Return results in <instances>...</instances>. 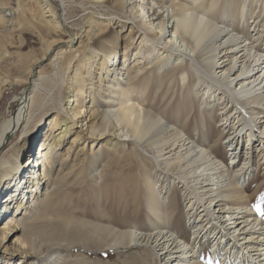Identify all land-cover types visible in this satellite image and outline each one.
<instances>
[{
	"label": "bare ground",
	"instance_id": "obj_1",
	"mask_svg": "<svg viewBox=\"0 0 264 264\" xmlns=\"http://www.w3.org/2000/svg\"><path fill=\"white\" fill-rule=\"evenodd\" d=\"M248 2L250 0H80L78 3L77 0H35L40 9V24L48 28L55 38L43 57L33 66L30 65L29 74L21 79L22 82L31 83L32 90L27 93L25 90L16 115L9 118L0 131V150L16 136L18 130L22 131L17 145L6 152L0 161V222L11 216L0 228V264H46L47 253L60 244L56 239H60L62 232L74 227L77 232L88 228L102 237L115 233V242L121 244L124 242L120 238L124 240L125 234L129 233V243L150 245L157 250L163 264H205L196 247L185 241L178 242V238L184 235L176 232L177 229H172L168 223L164 226L168 230L133 235V231H119L114 225L115 228L87 221L69 214L70 211L63 212L62 206L53 200L52 193L44 192L46 174L39 172L38 167L64 143L69 141L68 150H71L77 147L81 139L93 138V145L103 143L106 146L107 149L103 151H90L81 161L74 159L76 163L69 170H66L67 162L63 164L66 177L74 174L78 179H85L88 169L99 165L105 155L119 152L117 147L126 146L129 138L144 142L152 135L155 159L167 164V170L184 180L185 187H188L189 203L185 216L189 220L185 223H195V240L201 244L205 238L211 250L217 246L212 250L213 258L215 252L220 250L222 254L218 261L225 264H241L244 254L253 260V264H264V220L259 221L260 214L253 211L255 208H250L249 196L253 193L248 190L263 177L264 172V55L253 51V40L244 39L234 32L248 14ZM74 4H80V9L72 24L83 26L81 32L72 30V24H69L64 13L67 6ZM253 16L255 14L249 16L252 21L246 17L242 22L244 27L251 28L249 22L257 21ZM228 17H233V25L228 23ZM169 20H173L171 37L167 30ZM130 21L134 26L132 38L139 35L141 44L158 46L155 53L157 58L148 73L141 72L143 66L129 68V85L118 88V80L109 78L119 73L122 64L117 59L118 35L112 33L110 28L119 23L123 27ZM175 40L184 49L180 45L178 47ZM56 51L55 57L61 58L56 65L59 64L58 67L68 73L65 84L67 91L59 92L55 99L45 102V79L50 81L53 77H45L38 68ZM168 54L170 58L164 60ZM169 60L173 61L175 67L159 80L156 65H164V61L168 63ZM180 74H186L183 85L179 84ZM170 80L180 88L173 102L165 101L166 97L164 99ZM158 81L160 89L151 90ZM207 81L229 95L233 105L229 107L225 100V107L217 104L211 108L208 103L203 104L204 98L197 99V87ZM133 88L140 89L142 100L136 99L138 94H133ZM183 88L188 92L182 96ZM87 93L89 100L86 103ZM107 95L109 101L105 99ZM178 100L183 102L178 103ZM188 105L195 107L192 114L194 121L209 109L214 113L218 110L217 114L222 117L217 125L222 135L217 141L207 144L208 148L187 142L194 133L190 126L185 127L188 136L183 137L178 131L168 128L162 120V109L178 113ZM213 117V114L209 115V121H206L209 127ZM171 120L178 123L181 118L176 115ZM34 121L36 124L30 129ZM201 130L200 140L209 135L206 130ZM228 147L234 156L225 171L217 161V154ZM177 158L189 175L172 169L171 161ZM254 164L256 175L248 189L236 186L232 178L234 170L239 173L238 180L244 177L245 181ZM108 183L104 182V185L107 187ZM189 184L194 191L190 190ZM263 187L264 183L261 182L257 189ZM153 198V218L165 219L163 212L174 204L170 200L166 203L164 197ZM122 202L128 204L124 200ZM173 207L177 210L180 208L179 205ZM31 208L33 212L31 210L27 218L15 219V210ZM261 211L264 212L262 208ZM177 219L182 220V216ZM214 227L219 232H213ZM45 232H49L51 243L41 238Z\"/></svg>",
	"mask_w": 264,
	"mask_h": 264
},
{
	"label": "rangeland",
	"instance_id": "obj_2",
	"mask_svg": "<svg viewBox=\"0 0 264 264\" xmlns=\"http://www.w3.org/2000/svg\"><path fill=\"white\" fill-rule=\"evenodd\" d=\"M79 1L80 0H77V3ZM248 4L250 5L246 7V13H248L246 15L251 20V17L249 16L255 14L252 18H257V21L252 23L249 22L252 27L246 28V26L244 27V24L242 23L245 22L247 17L244 16L243 20L240 22L241 24L239 23L240 26L238 27V30H235L234 32L238 33V35L240 37L242 36L244 39L249 38V41L253 40L255 45L253 51L257 50V52L264 55V0H250ZM79 5L80 4L67 6L64 12L65 16L69 19L70 25L74 22L72 19L78 13V9H80ZM229 5H231V3H229ZM39 10L40 9L37 7L35 0H0V131L2 125L9 118H13L16 115L18 107L21 104L20 99L25 90L27 88L28 92L32 90L31 83L28 82V84L26 82H22L21 79L29 74L33 64L43 57L44 52L50 45V42L55 38L48 28L40 24V17L38 14ZM228 18V23L230 22L233 25V17ZM156 22L157 21H155V25ZM172 25L173 20H169L167 30L170 31V37L173 32ZM72 27L74 32H81L83 29V26L74 24H72ZM133 28L134 26L132 21H130V23L127 22L123 27L119 23L114 24L112 28H110L112 33H117L118 35L119 54L117 59L120 62L122 61V64L120 65V70H118L119 73L113 74L112 76L110 75L109 78H112V81L118 80V88H125L129 85V76H127L129 68L134 65L137 67L143 66L144 69H142L141 72L148 73L150 68L153 67L156 62L157 57L155 53L158 46L155 48L154 45H150V43L146 45L141 44L139 35L132 38ZM167 34L169 35V32ZM176 42L177 41L175 40V43ZM176 45L179 47V45L181 46L182 44L177 42ZM256 46H258V48H256ZM181 47L184 49L183 46ZM61 51L63 50H59V52ZM56 53L57 51L52 53L50 57L44 60L38 68L39 70L41 69V73H44L45 77H53L50 81H46L47 78L45 79V91H43L44 97H47L43 98L45 102L47 100L50 101L51 99H55L59 92L65 93L67 91V85L65 84L68 78V73H66L65 69L62 67L59 68V64L56 65V63H58L61 59L58 58L60 56L55 57ZM169 58L170 54H168L164 60ZM171 60H169L168 63L164 61V65H160L159 63L156 65L158 68L156 73L159 80H161V76L163 77L164 74H167L171 71V69H173V67H175V64H173V61ZM120 62H118V64H120ZM30 65L32 66L30 67ZM184 76H186V74H180V85H183L185 82V80H183ZM146 85H148V83ZM160 85V81H158V83L152 85L151 90L160 89ZM148 86L151 85L149 84ZM167 86L169 87V89H167L168 94H164V99L166 97L165 101L173 102L176 93L180 88L173 80H170L167 83ZM197 88L199 92L195 95V97L200 100L201 98H204L202 100V102H204L203 104L208 103V106L211 108L218 106L217 104H221L222 107H225V104L228 103L230 104L229 107L233 105L229 95L223 94V90L217 89L213 84L210 82L208 83V81L200 83ZM131 91L134 95L138 94L136 99H143L140 97L139 88H133ZM181 92L183 96L186 95L188 91L183 88ZM87 94L86 103L89 100V94ZM108 95L112 96L111 93ZM108 95L105 99L109 101L110 97ZM190 98V100H193L192 97ZM225 100L226 103L223 104ZM177 102L181 103L183 100H178ZM194 108L195 107L193 105H188L185 110L178 113L164 108L161 110L160 114L162 120L166 123V126L170 129L178 131L181 135H183V137L188 136L185 127L190 126L194 133L193 135L191 134V138L188 139L189 141L187 140V142H190L193 145L200 144L202 147L208 148L207 144L217 141L222 135L220 127L217 126L222 117L217 114L218 110L214 113L211 109H209L206 114H203L202 117L199 116L194 121V116L192 115L195 111ZM212 114L214 117L210 120L211 126L209 127L207 124L208 122L206 121H209L208 117ZM176 115H179V118H181V121L178 123L171 120V118ZM89 117L90 114H88V118ZM35 124L36 121L32 122L29 128L33 129ZM200 130L202 132H205L206 130L209 134L208 137L200 140ZM21 135L22 131L18 130L16 136L0 150V161L5 156L6 152H10L9 150L17 145ZM245 135L246 134H244V137ZM159 137L160 135L155 138L157 139ZM131 139L132 138L128 139L126 146L119 145L117 147L119 152L116 154L110 153L105 155L99 165H94L91 169H88L86 171L87 174L85 173V179H78L74 174H68L66 177L63 171V164L67 162L68 166H66V170H69L71 165L76 163L74 159L81 161L83 156L90 154V151H103L107 149L106 146H104L103 143L93 145V138H87V140L81 139L77 147H73L71 150H68L70 142L68 141L64 143L57 152H54L53 155L45 161L44 164L39 166L40 168L38 167L39 172L42 171L46 174V177L43 180L45 183L44 192L46 191L52 193L53 200L58 206H62L61 210L64 209L63 212L70 211L69 214H74L75 216L87 221L98 222L111 227L114 225L116 228H113L118 229L119 231H133V235L152 234L168 230L167 227H164L165 223H168L172 225V229L175 227L177 229L176 232L184 235V237L179 236L180 238H178V242L180 240L181 243L185 241L186 243H189L190 246L196 247L200 256L205 259V264H207L209 260V264H212V261L214 262L213 264H225L223 261H218L220 254H222L220 250L215 252L213 258V251L217 248V246L214 247L212 251L207 245L208 242L205 241V238L201 244L195 240L197 236V234L193 232V226L195 223H185V221L187 222L189 220L188 216H185V210L187 209V205L189 203V197H187L186 193L188 187H185L183 182L184 180H181L179 176L172 171L167 170V164L155 159L153 135L151 138H147L144 142H135L131 141ZM245 140L246 139H244L243 153L246 144ZM230 149V147L224 148L223 151L218 152L217 154V161L223 165L222 167L225 171L228 170V164L231 162V157L234 156L231 155L232 151ZM229 150L231 152H229ZM243 161L244 160L242 159V163ZM250 161H253V158H250ZM171 162H173L171 165L173 166L172 169L175 168L179 171V173L186 176L189 175V171L184 170L181 166L179 158L174 159ZM249 165H251V163ZM247 166L244 170L247 169ZM230 167L233 169L232 165H230ZM242 167H245V165H242ZM255 169L256 167L254 164V167L252 166L250 168L252 172L247 176V178H245V181L244 177L238 180L240 177L239 173L234 170L235 174H232V178L235 180L234 184L248 189L250 181L255 178ZM262 174L263 177L248 189L249 193H253L249 196V204H251L249 206L250 208H255L253 211H257L260 214V218H258L259 221L262 219L264 220V217H262L264 216V212H260L261 208L264 211V187L259 190L257 189V186L261 182L264 183V172ZM87 175H89V177H87ZM104 182H109L107 187L104 185ZM189 185L190 190L192 189L194 191L191 184ZM153 197L160 199L164 197V201L166 203L170 200L174 204L173 206L179 205L180 208L177 210L176 207L172 206L173 208H168L166 212H163L167 219L153 218V212H151L152 207L155 205ZM123 200L128 204L124 205L122 202ZM32 209L33 208L28 210H15V219L19 220L21 218H27L31 215L30 212ZM178 216H182V220L177 219ZM8 218L10 219L11 216L6 217L5 220L0 222V228L3 226V223L8 220ZM212 225L213 224H210V226ZM214 231L219 232V230L215 227L213 228V232ZM49 232H45L41 238L49 241L48 243H51L52 238L49 235ZM90 233L92 232L89 231L88 228L77 232L75 227L74 229L71 228L67 232H62L60 239H56L60 243L58 244L59 246H55V248L51 249L47 253L45 263L163 264L157 254V250H154L150 245L129 243L131 239V234L129 233L125 234L124 240L120 238V240L124 242L123 244L115 242V233L108 234L107 237ZM204 246L206 247L204 248ZM242 253L243 251L241 250L240 254ZM238 260H240V257ZM252 262L253 260L244 254L240 263L253 264ZM236 263H238V261H236Z\"/></svg>",
	"mask_w": 264,
	"mask_h": 264
},
{
	"label": "water",
	"instance_id": "obj_3",
	"mask_svg": "<svg viewBox=\"0 0 264 264\" xmlns=\"http://www.w3.org/2000/svg\"><path fill=\"white\" fill-rule=\"evenodd\" d=\"M28 92V88L26 89V93Z\"/></svg>",
	"mask_w": 264,
	"mask_h": 264
},
{
	"label": "trees",
	"instance_id": "obj_4",
	"mask_svg": "<svg viewBox=\"0 0 264 264\" xmlns=\"http://www.w3.org/2000/svg\"><path fill=\"white\" fill-rule=\"evenodd\" d=\"M103 256V255H102Z\"/></svg>",
	"mask_w": 264,
	"mask_h": 264
}]
</instances>
